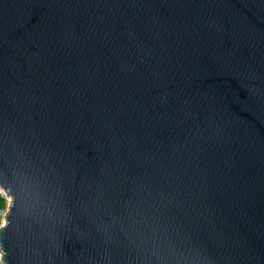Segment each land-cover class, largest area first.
<instances>
[{"label": "water", "instance_id": "obj_1", "mask_svg": "<svg viewBox=\"0 0 264 264\" xmlns=\"http://www.w3.org/2000/svg\"><path fill=\"white\" fill-rule=\"evenodd\" d=\"M2 264H264V0H0Z\"/></svg>", "mask_w": 264, "mask_h": 264}, {"label": "trees", "instance_id": "obj_2", "mask_svg": "<svg viewBox=\"0 0 264 264\" xmlns=\"http://www.w3.org/2000/svg\"><path fill=\"white\" fill-rule=\"evenodd\" d=\"M7 203L8 202H7L5 195L0 193V223H1V218H2V212L6 210Z\"/></svg>", "mask_w": 264, "mask_h": 264}, {"label": "rangeland", "instance_id": "obj_3", "mask_svg": "<svg viewBox=\"0 0 264 264\" xmlns=\"http://www.w3.org/2000/svg\"><path fill=\"white\" fill-rule=\"evenodd\" d=\"M5 212H6V210H5L4 212H2V218H3V214H4ZM2 218H1V223H2V221H3ZM1 223H0V224H1ZM0 264H2L1 261H0Z\"/></svg>", "mask_w": 264, "mask_h": 264}, {"label": "bare ground", "instance_id": "obj_4", "mask_svg": "<svg viewBox=\"0 0 264 264\" xmlns=\"http://www.w3.org/2000/svg\"><path fill=\"white\" fill-rule=\"evenodd\" d=\"M1 192V191H0Z\"/></svg>", "mask_w": 264, "mask_h": 264}]
</instances>
